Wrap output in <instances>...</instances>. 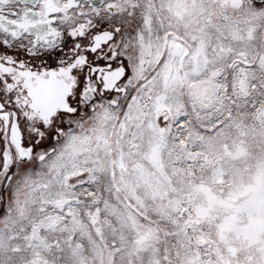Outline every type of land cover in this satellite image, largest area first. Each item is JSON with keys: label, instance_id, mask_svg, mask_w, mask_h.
Here are the masks:
<instances>
[{"label": "snow or ice", "instance_id": "1", "mask_svg": "<svg viewBox=\"0 0 264 264\" xmlns=\"http://www.w3.org/2000/svg\"><path fill=\"white\" fill-rule=\"evenodd\" d=\"M0 264H264V0H0Z\"/></svg>", "mask_w": 264, "mask_h": 264}]
</instances>
